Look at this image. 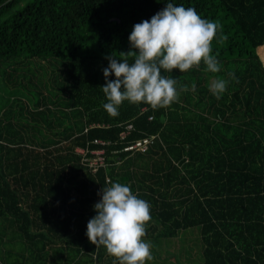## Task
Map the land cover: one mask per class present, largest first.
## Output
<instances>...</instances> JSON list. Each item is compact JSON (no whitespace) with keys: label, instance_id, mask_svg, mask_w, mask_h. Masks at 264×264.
<instances>
[{"label":"trees","instance_id":"1","mask_svg":"<svg viewBox=\"0 0 264 264\" xmlns=\"http://www.w3.org/2000/svg\"><path fill=\"white\" fill-rule=\"evenodd\" d=\"M166 2L0 0V263L119 264L86 230L98 193L120 182L149 202L144 239L168 248L165 264H183L194 235L192 264H264V0H174L222 26L221 71L162 70L178 102L103 109L105 57L129 52L133 26ZM214 78L228 81L219 99ZM150 136L148 151L123 152ZM96 139L111 165L94 175L76 150Z\"/></svg>","mask_w":264,"mask_h":264},{"label":"clouds","instance_id":"2","mask_svg":"<svg viewBox=\"0 0 264 264\" xmlns=\"http://www.w3.org/2000/svg\"><path fill=\"white\" fill-rule=\"evenodd\" d=\"M165 4L150 20L133 26L129 52L121 53L120 58L105 57L108 66L103 68L105 83L100 88L107 100L103 109L111 116L119 115L125 101L152 109L178 102L177 80L163 75L162 70L184 73L203 63L210 73L221 71L217 56L212 54V41L226 38L222 26L202 18L193 7L176 4L174 0ZM112 75L115 79H109ZM227 86V80L214 78L209 91L219 99ZM98 195L96 215L87 223L89 241L96 247L104 246L119 264L151 261V244L144 239L146 224L151 220L149 202L120 182L103 187Z\"/></svg>","mask_w":264,"mask_h":264},{"label":"built area","instance_id":"3","mask_svg":"<svg viewBox=\"0 0 264 264\" xmlns=\"http://www.w3.org/2000/svg\"><path fill=\"white\" fill-rule=\"evenodd\" d=\"M152 119V117H151ZM134 129L132 124L126 126V129L121 133L122 140L130 135V132ZM156 136L144 137L139 140H135L132 143L126 145L123 152L135 153L146 152L155 143ZM94 144L100 146L96 150H90L89 148H78L76 152L81 156V161L93 174H97L101 169L108 168L109 162L106 153V146H109L111 142L104 141L102 139H96ZM118 151H114L113 154H117ZM120 163V162H118ZM110 182V179H107Z\"/></svg>","mask_w":264,"mask_h":264},{"label":"rangeland","instance_id":"4","mask_svg":"<svg viewBox=\"0 0 264 264\" xmlns=\"http://www.w3.org/2000/svg\"><path fill=\"white\" fill-rule=\"evenodd\" d=\"M4 83L0 81V115L2 113V110L6 107L7 105V98L8 97H5V93H4ZM17 96V95H16ZM0 230H2V227L0 226ZM194 246L192 245V243H188V245L190 244V246H192L193 248L191 249L192 250V253H188L187 254V257L185 258H180V259H183L181 262L183 264H192L193 262L192 261H196L198 260L199 261V257H200V254H201V246L199 245L198 243V236L197 235H194ZM150 242V241H149ZM175 242L177 243V246L178 247H182V245H180V242L177 240H175ZM151 244V242H150ZM162 248V246L158 245L156 246V249L153 247V245L151 244V253H152V256H153V259L151 261H147L146 264H162V261H161V255L164 256L166 255L167 251H168V248H166L165 250ZM157 254V255H156ZM1 258V256H0ZM176 258H173L172 260L170 261H174ZM176 261H178L179 263V260L176 259ZM6 262V261H4ZM4 262H1L0 264H4ZM164 264L166 263V261H163ZM7 263V262H6Z\"/></svg>","mask_w":264,"mask_h":264},{"label":"crops","instance_id":"5","mask_svg":"<svg viewBox=\"0 0 264 264\" xmlns=\"http://www.w3.org/2000/svg\"><path fill=\"white\" fill-rule=\"evenodd\" d=\"M0 119H1V115H0ZM94 175H96V174H94ZM107 179H109V178H107ZM107 183H110V182L107 181ZM10 224H11V222H10ZM0 226H3L4 228H5V227H10L9 223L6 224V223L3 222V221H0ZM162 258H163V256H161V258H160L161 261H162ZM162 264H163V262H162Z\"/></svg>","mask_w":264,"mask_h":264}]
</instances>
